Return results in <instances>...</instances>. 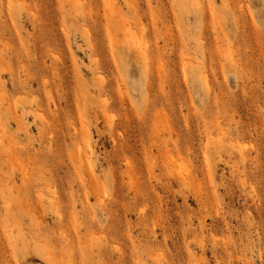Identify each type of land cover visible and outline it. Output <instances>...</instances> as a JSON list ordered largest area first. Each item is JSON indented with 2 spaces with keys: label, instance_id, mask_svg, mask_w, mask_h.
Wrapping results in <instances>:
<instances>
[{
  "label": "rangeland",
  "instance_id": "obj_1",
  "mask_svg": "<svg viewBox=\"0 0 264 264\" xmlns=\"http://www.w3.org/2000/svg\"><path fill=\"white\" fill-rule=\"evenodd\" d=\"M0 264H264V0H0Z\"/></svg>",
  "mask_w": 264,
  "mask_h": 264
},
{
  "label": "bare ground",
  "instance_id": "obj_2",
  "mask_svg": "<svg viewBox=\"0 0 264 264\" xmlns=\"http://www.w3.org/2000/svg\"><path fill=\"white\" fill-rule=\"evenodd\" d=\"M46 178V177H45ZM11 190V189H10ZM52 198V197H51ZM53 200V199H52ZM52 203V202H51ZM54 206V205H53ZM6 207V206H5ZM7 208V207H6ZM7 211V210H6ZM18 253V252H17ZM21 255H23V254H21ZM18 256V255H17ZM18 257H20V256H18Z\"/></svg>",
  "mask_w": 264,
  "mask_h": 264
}]
</instances>
